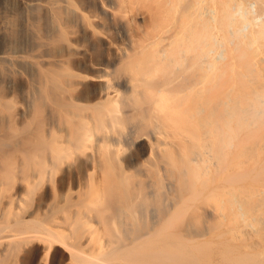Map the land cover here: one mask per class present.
<instances>
[{"label":"bare ground","instance_id":"obj_1","mask_svg":"<svg viewBox=\"0 0 264 264\" xmlns=\"http://www.w3.org/2000/svg\"><path fill=\"white\" fill-rule=\"evenodd\" d=\"M144 1L150 26L123 64L139 81L140 91L130 101L95 104L86 114L88 107L61 95L58 76H47L50 85L43 92L61 109L70 130L59 141L56 133L44 129L42 97L34 103L32 121L19 128L13 123L12 103L0 98V112L9 117L0 124V252L13 253L34 237L51 247L65 237L62 222L78 231L84 222L74 207L97 206L98 200L87 203L95 191L101 193L96 182L77 196L70 187L55 192L53 201L36 207V216L33 210L28 217L17 209L19 195L38 183L35 179H43L49 166L57 169L70 150L83 149L94 130L89 119L97 126H117L141 114L137 131L180 130V188L192 193V204L217 200V210L203 212L206 226L196 233L183 232L187 204L161 207L162 216L152 215L148 222L145 186L133 184L115 155L103 151L98 160L106 173L104 202L112 209L103 216L109 238L86 254L79 230L72 244L78 264H264V0ZM32 123L35 131L30 130ZM9 144L22 151L18 168L5 149ZM167 162L176 163L171 152ZM49 220H59L58 227ZM244 224L251 228L242 229ZM4 239L10 242L3 244Z\"/></svg>","mask_w":264,"mask_h":264},{"label":"rangeland","instance_id":"obj_2","mask_svg":"<svg viewBox=\"0 0 264 264\" xmlns=\"http://www.w3.org/2000/svg\"><path fill=\"white\" fill-rule=\"evenodd\" d=\"M149 26L150 11L144 0H0V98L12 103L14 125L19 128L27 120L31 122L35 115L34 103L42 97L44 129L56 133L59 141L68 138L69 125L62 120L61 109L50 94L43 92V87L50 85L47 76L51 75L61 79V95L65 99L88 107L86 114L92 112L90 106L95 104L130 101L140 91L139 81L123 64L137 42L145 38L144 32ZM128 111L129 116L133 115V110ZM5 120H9L8 112L1 111L0 124ZM141 120L138 114L131 122L97 126L89 119L94 130L83 149L70 150L57 169L49 166V173L43 179H35L38 183H32L30 190L19 195L17 209L27 211L28 217L34 211L33 216H36L37 208L53 201L55 192L58 194L70 187L77 196L79 191H86L90 183L96 182L101 193L95 191L87 203L91 199L98 200L97 206L94 203H90L89 208L75 206L74 211L81 213L84 222L79 229L83 253L99 249L109 238L103 216L111 215L112 209L104 202L106 173L98 156L108 151L115 155L117 164L133 176V184L145 186L148 222L152 215L162 216L161 207L171 209L187 204L183 232L190 234L192 230L196 233L204 229L203 212L216 211L217 200H198L192 204L189 202L192 193L180 188L179 159L184 154L179 143L180 130L160 127L155 131L147 127L142 132L137 131L135 124ZM30 126L31 131L36 130L35 123ZM5 149L15 157L16 167L21 166L22 151L13 144ZM169 152L176 163L167 162ZM19 182L17 178L16 185L21 184ZM2 200L0 196L1 207L4 206ZM44 210L48 209L44 207ZM136 218L142 225V212L138 211ZM58 221L51 220L49 225L55 229ZM70 227L66 222L59 227L65 236L60 241L63 244L56 241L50 247L43 239L34 237L13 253L0 252V264H78L73 257L77 250L72 244L77 241L79 230ZM242 227L251 228L247 224ZM2 241L3 244L10 242Z\"/></svg>","mask_w":264,"mask_h":264},{"label":"clouds","instance_id":"obj_3","mask_svg":"<svg viewBox=\"0 0 264 264\" xmlns=\"http://www.w3.org/2000/svg\"><path fill=\"white\" fill-rule=\"evenodd\" d=\"M253 7H255L254 5H253ZM259 19V18H258Z\"/></svg>","mask_w":264,"mask_h":264}]
</instances>
